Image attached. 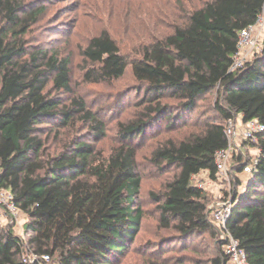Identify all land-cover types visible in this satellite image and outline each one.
<instances>
[{"label": "trees", "instance_id": "obj_1", "mask_svg": "<svg viewBox=\"0 0 264 264\" xmlns=\"http://www.w3.org/2000/svg\"><path fill=\"white\" fill-rule=\"evenodd\" d=\"M263 14L264 0H202L171 32L143 44L133 58L121 53L108 32L94 35L82 53L91 64L83 81L110 84L131 67L144 91L142 112L119 124L118 143L107 155L77 138L48 155L38 128L43 123L58 121L69 128L80 120L96 139L105 136L106 125L83 97L64 104L62 95L74 92L70 57L31 46L29 36L46 8L0 0V191L14 195L27 220L23 237L0 222V264H31L24 260L32 254L50 256L51 264H120L144 217L137 205L143 178L136 142L164 121L176 135L156 146L150 162L159 171L177 172L161 193L150 196L158 226L174 233L185 248L175 262L161 255L147 264H228L224 245L215 247L209 194L195 179L202 173L220 179L216 156L229 147V120L237 122L240 116L243 124H264V43L243 67L231 70L242 31ZM112 44L119 53L102 57L100 50ZM213 90L218 91L214 108L223 121L205 115L191 121L200 99ZM242 141L259 152L255 158H248L243 147L233 152L229 173L234 188L223 199L233 200L226 228L245 251L246 264H264V132L257 142ZM248 165L253 173L239 191V174ZM204 236L212 248L188 245Z\"/></svg>", "mask_w": 264, "mask_h": 264}, {"label": "rangeland", "instance_id": "obj_2", "mask_svg": "<svg viewBox=\"0 0 264 264\" xmlns=\"http://www.w3.org/2000/svg\"><path fill=\"white\" fill-rule=\"evenodd\" d=\"M24 1L33 7L43 5L46 8V15L34 27L29 36L31 46H43L46 49L58 51L71 59V79L74 92L62 95L64 104L68 105L74 98L83 97L88 103L89 109L96 113L106 125L105 136L96 139L90 126L80 120H77L75 125L69 128L62 126L58 121L45 122L38 128L45 140L47 154H55L72 138H77L78 141L92 144L96 152L107 155L118 143L119 124L138 118L142 112L139 103L144 98V91L142 85L133 77L131 67L128 68L122 79L110 84L85 83L83 75L91 64L84 58L83 50L94 35L108 32L118 44L121 53L127 58H133L143 44L161 34L171 32L176 24L185 17L186 11L201 4L202 0ZM263 41L264 31L258 37V44L251 52L250 60L257 52L261 51ZM117 53L119 50L113 44L100 50L102 57ZM217 100V90L202 97L198 103L197 111L190 115V120L194 121L205 115L204 119L212 118L217 122H222L223 120L214 108ZM166 102L169 105L177 103L174 100H167L164 103L166 104ZM236 125L237 127L243 125L240 116L237 118ZM175 135L168 131L166 121H164L158 127L151 129L141 141L136 142L139 149V171L143 178L137 205L143 210L144 217L138 237L120 264H147L150 258L161 255L164 258H172L175 262L184 254L185 243L175 239L174 233L162 230L158 226L157 205L153 203L150 196L151 192L161 193L166 181L177 172L176 168L159 171L150 162L151 153L156 146ZM240 147H243L248 158H255L259 152L252 145L242 146L241 144L236 149ZM234 164L235 160L234 162L230 161L229 172ZM228 176L229 178L224 179L220 177L216 182L212 181L207 173L196 177V183H204L209 194V202L212 204L211 207L217 202L223 201L224 197H227L225 193L234 188V180L230 173ZM249 178L246 175L239 176V191L246 188ZM5 216L0 218V222L4 225L14 226L16 235L23 237L26 234L24 226L27 222L24 215L20 214L15 218L9 214H5ZM172 238L177 241H173ZM195 244L213 247V242L208 236L190 241L188 245Z\"/></svg>", "mask_w": 264, "mask_h": 264}, {"label": "built area", "instance_id": "obj_3", "mask_svg": "<svg viewBox=\"0 0 264 264\" xmlns=\"http://www.w3.org/2000/svg\"><path fill=\"white\" fill-rule=\"evenodd\" d=\"M264 31V18L263 15L260 16L257 23L250 26L248 29L242 31L240 35L239 42V52L235 57V62L231 70H236L244 66L246 62L250 60L251 52L256 48L258 44V37L262 35ZM264 132V124L254 120L247 124H243L241 127H237L234 120L228 121V128L226 130V136L229 141V147L227 150L217 153L216 156V167L218 170V175L220 177L229 178V163L232 158L234 150L241 145L242 140H248L251 142H257L258 137ZM257 163V160H255ZM253 173V166L248 165L244 168L242 174H246L249 177ZM197 186L200 188H205L204 183L197 182ZM231 192V190L229 191ZM229 196L227 201L217 202L221 205V208L217 209L212 213V222L220 225L226 232L228 240L224 244L223 248L225 253L229 257L228 264H246L247 258L245 251L239 248V243L234 239L226 228V222L230 216L233 200ZM5 214L11 215L12 218L17 217L21 214V211L17 207L14 201V195L9 191H0V218L6 217ZM25 262H30L31 264H51L50 256L43 255L39 256L37 254H32L24 260Z\"/></svg>", "mask_w": 264, "mask_h": 264}, {"label": "water", "instance_id": "obj_4", "mask_svg": "<svg viewBox=\"0 0 264 264\" xmlns=\"http://www.w3.org/2000/svg\"><path fill=\"white\" fill-rule=\"evenodd\" d=\"M219 208H221V205L218 203L214 204L213 207H210L208 209V217L210 218L211 213H213L214 211H216ZM226 224H227V222H226ZM212 225L217 231V236L215 239V247L217 250H219L221 245L226 244V242L228 240V236H227L225 230L220 225H217L214 222H212Z\"/></svg>", "mask_w": 264, "mask_h": 264}, {"label": "crops", "instance_id": "obj_5", "mask_svg": "<svg viewBox=\"0 0 264 264\" xmlns=\"http://www.w3.org/2000/svg\"><path fill=\"white\" fill-rule=\"evenodd\" d=\"M243 175H246V174H239L240 177H242ZM247 176H248V175H246V177H247ZM248 178H249V176H248Z\"/></svg>", "mask_w": 264, "mask_h": 264}]
</instances>
